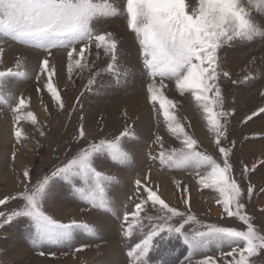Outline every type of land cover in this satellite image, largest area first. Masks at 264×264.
Instances as JSON below:
<instances>
[{
    "label": "rangeland",
    "instance_id": "1",
    "mask_svg": "<svg viewBox=\"0 0 264 264\" xmlns=\"http://www.w3.org/2000/svg\"><path fill=\"white\" fill-rule=\"evenodd\" d=\"M74 12L83 34L43 19ZM2 13L0 200L9 202L0 212L22 211V193L100 141L128 159L94 154L108 177L104 207L76 191L91 172L53 178L41 210L75 222L70 239L40 241L32 218L18 217L0 228V264H133L127 252L159 223L145 217L123 235L142 201L149 214L183 213L165 227L196 218L182 229L191 247L175 236L173 264H264V0L6 2ZM164 237L147 264H157L152 254L172 262Z\"/></svg>",
    "mask_w": 264,
    "mask_h": 264
},
{
    "label": "snow or ice",
    "instance_id": "2",
    "mask_svg": "<svg viewBox=\"0 0 264 264\" xmlns=\"http://www.w3.org/2000/svg\"><path fill=\"white\" fill-rule=\"evenodd\" d=\"M6 2L10 4L36 3L46 8H50L53 4V0H0V17L3 15L2 9ZM7 15L9 17V22H12L16 18L15 13L12 11H9ZM43 19L45 21H50L53 24L58 22L70 24V31L74 33L80 32L83 34V30L87 26L86 20L83 23H80L79 14L75 12L71 16H56L54 18L50 15H46L43 17ZM166 52V45H162L159 52L152 51L149 54L153 56L154 61H159L163 56L166 55ZM260 114L264 113H258V115ZM105 149L113 161L123 162L128 159V154L120 148L117 142L100 141L99 143L91 145L90 148L82 150L63 165L54 169L50 175L44 176L43 179L32 190L22 193L23 199L27 202L22 211H13L11 213L0 212V222H2L0 223V228H3L4 225L12 223V221L18 217H31L35 222L36 236L40 241L58 243L70 239L71 230L74 227L75 222L61 223L53 219L51 216L46 215L45 212L41 210L40 200L45 195L46 186L49 185V182L52 181L53 178L61 177L69 172L75 171H79L87 177L89 172H91L92 176L94 177L92 185L87 189L78 188L76 191L79 192L80 196L89 201L94 207H104L106 201L104 200V189L101 187L100 181L101 179H108V177H102L101 172L96 171L93 168L91 160L94 154L101 153ZM28 178H31L30 174ZM97 201L99 203H97ZM8 202L9 197H5L3 200H0V206H5ZM17 202H19V200H17ZM148 203L149 201H142L140 204L134 206V210L131 213V221L128 222L127 227L123 229V235L127 237L131 235L133 225L140 224L142 218L146 217L149 220L155 219L156 221H159V223H156L152 226V229L147 234L146 238L136 243L135 246L127 252V256L128 258H131L133 264H147L145 258L153 248V238L161 236L162 234L165 236V238L179 236V238H182L183 243L189 245V247L192 246V244L189 243V236L185 235L182 229L184 228V225L188 224L189 221L196 222V218L194 216H188L178 227H172L170 224L165 227L164 225L168 221H171L177 216H182L183 213L170 210L171 214L167 216L163 213L149 214L144 210ZM124 221H129V216L127 213L124 215ZM204 227L213 228L221 232L226 231L224 229L216 228V226L212 225H204ZM201 235H203V233L199 232L192 235V243H199V237ZM83 247H87V245H82L81 249L77 250H82ZM41 255H43V253H41ZM232 255H235V253L233 252ZM224 259L227 261V264H244V261L240 259L233 261L227 256H225ZM198 264H212V261L201 260L198 262ZM217 264H219L218 261Z\"/></svg>",
    "mask_w": 264,
    "mask_h": 264
},
{
    "label": "trees",
    "instance_id": "3",
    "mask_svg": "<svg viewBox=\"0 0 264 264\" xmlns=\"http://www.w3.org/2000/svg\"><path fill=\"white\" fill-rule=\"evenodd\" d=\"M177 237V236H176ZM174 238L175 236H172V237H167V238H163L165 239V242L161 243L160 245H158L161 249H166V246H165V243L168 244V250H174V254L172 255H169L173 260L172 262L169 263V261H166L164 258H161V257H156L152 254L149 256V261H152L154 263H157V264H173L175 261L174 260H177L181 257V248H179L178 244H177V241H176V244H175V241H174ZM176 239V238H175ZM178 240V238H177ZM180 241V240H179ZM180 244H181V241H180Z\"/></svg>",
    "mask_w": 264,
    "mask_h": 264
},
{
    "label": "bare ground",
    "instance_id": "4",
    "mask_svg": "<svg viewBox=\"0 0 264 264\" xmlns=\"http://www.w3.org/2000/svg\"><path fill=\"white\" fill-rule=\"evenodd\" d=\"M162 184H164V182Z\"/></svg>",
    "mask_w": 264,
    "mask_h": 264
}]
</instances>
